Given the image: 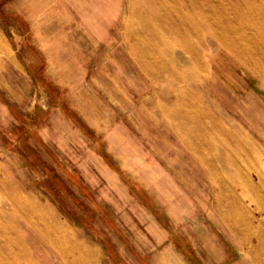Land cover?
Returning <instances> with one entry per match:
<instances>
[{
    "label": "rangeland",
    "instance_id": "rangeland-1",
    "mask_svg": "<svg viewBox=\"0 0 264 264\" xmlns=\"http://www.w3.org/2000/svg\"><path fill=\"white\" fill-rule=\"evenodd\" d=\"M0 264H264V0H0Z\"/></svg>",
    "mask_w": 264,
    "mask_h": 264
},
{
    "label": "bare ground",
    "instance_id": "bare-ground-1",
    "mask_svg": "<svg viewBox=\"0 0 264 264\" xmlns=\"http://www.w3.org/2000/svg\"><path fill=\"white\" fill-rule=\"evenodd\" d=\"M261 13V12H260ZM185 23V22H184ZM209 25V24H208ZM3 50H5V49H3Z\"/></svg>",
    "mask_w": 264,
    "mask_h": 264
}]
</instances>
